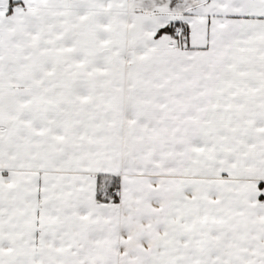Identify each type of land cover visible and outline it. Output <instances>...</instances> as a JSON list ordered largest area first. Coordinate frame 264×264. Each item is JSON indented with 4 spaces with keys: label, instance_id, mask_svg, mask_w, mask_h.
<instances>
[{
    "label": "snow or ice",
    "instance_id": "1",
    "mask_svg": "<svg viewBox=\"0 0 264 264\" xmlns=\"http://www.w3.org/2000/svg\"><path fill=\"white\" fill-rule=\"evenodd\" d=\"M0 264H264V0H0Z\"/></svg>",
    "mask_w": 264,
    "mask_h": 264
}]
</instances>
